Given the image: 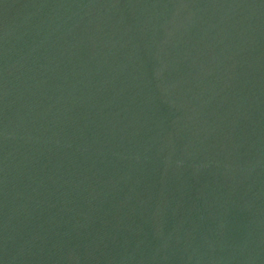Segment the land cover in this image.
<instances>
[{
	"label": "water",
	"instance_id": "water-1",
	"mask_svg": "<svg viewBox=\"0 0 264 264\" xmlns=\"http://www.w3.org/2000/svg\"><path fill=\"white\" fill-rule=\"evenodd\" d=\"M0 264H264V0H0Z\"/></svg>",
	"mask_w": 264,
	"mask_h": 264
}]
</instances>
